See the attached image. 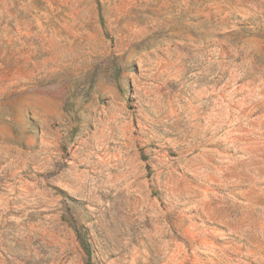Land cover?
I'll use <instances>...</instances> for the list:
<instances>
[{"label": "rangeland", "instance_id": "obj_1", "mask_svg": "<svg viewBox=\"0 0 264 264\" xmlns=\"http://www.w3.org/2000/svg\"><path fill=\"white\" fill-rule=\"evenodd\" d=\"M264 264V0H0V264Z\"/></svg>", "mask_w": 264, "mask_h": 264}, {"label": "trees", "instance_id": "obj_2", "mask_svg": "<svg viewBox=\"0 0 264 264\" xmlns=\"http://www.w3.org/2000/svg\"><path fill=\"white\" fill-rule=\"evenodd\" d=\"M74 229L76 232V237L80 243V246L87 256L85 264H94L91 262V247H90V243H89L85 233L83 231H81L79 228H77L76 226H74Z\"/></svg>", "mask_w": 264, "mask_h": 264}]
</instances>
